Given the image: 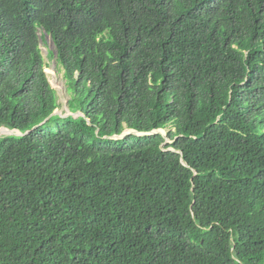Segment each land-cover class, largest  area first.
<instances>
[{"label":"trees","instance_id":"obj_1","mask_svg":"<svg viewBox=\"0 0 264 264\" xmlns=\"http://www.w3.org/2000/svg\"><path fill=\"white\" fill-rule=\"evenodd\" d=\"M45 33L82 116L0 138V264H264V0H0V128Z\"/></svg>","mask_w":264,"mask_h":264},{"label":"water","instance_id":"obj_2","mask_svg":"<svg viewBox=\"0 0 264 264\" xmlns=\"http://www.w3.org/2000/svg\"><path fill=\"white\" fill-rule=\"evenodd\" d=\"M45 39L46 41H50V38L49 36L45 33ZM53 47V45H52ZM56 59V51H54V60ZM68 100H66L65 102V106L67 108V111L63 113L62 110H55L47 119H45L39 126H36L34 127L32 130L30 131H27L25 133H22L18 130H11V129H8L6 127H1L0 128V138L2 137H6V136H14V137H23V136H27L29 135L32 131H34L35 129H37L38 127L44 125L45 123H47L51 117L53 116H59L61 118H66L68 116H72V117H78V116H82L81 113H71L68 109ZM153 134H161L165 139L166 141L168 142L167 138H166V131L160 129V130H154V131H151V132H138V131H135V130H131V129H127L125 131H123V133L121 135H118V136H112L111 139L113 140H119V139H123L125 138L126 136L128 135H135V136H147V135H153ZM164 145V144H163ZM163 145L161 147H163ZM169 150H172V149H169ZM179 154H181V152L178 151ZM183 165L186 166V164L183 163Z\"/></svg>","mask_w":264,"mask_h":264},{"label":"rangeland","instance_id":"obj_3","mask_svg":"<svg viewBox=\"0 0 264 264\" xmlns=\"http://www.w3.org/2000/svg\"><path fill=\"white\" fill-rule=\"evenodd\" d=\"M40 48H41V52L44 57L45 63L48 65L47 68L45 69V73L47 75L50 85L56 91V94L58 97V103H59V110H62L64 113L67 111L65 102L66 100H68V96L66 92V86H65L63 74L62 72L57 71L54 57L50 58L48 56V51L54 52L52 43L50 41H45V45L41 43Z\"/></svg>","mask_w":264,"mask_h":264}]
</instances>
